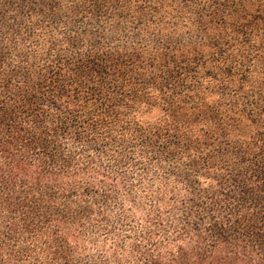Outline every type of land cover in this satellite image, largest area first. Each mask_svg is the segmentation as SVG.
Segmentation results:
<instances>
[{
    "label": "trees",
    "instance_id": "1",
    "mask_svg": "<svg viewBox=\"0 0 264 264\" xmlns=\"http://www.w3.org/2000/svg\"><path fill=\"white\" fill-rule=\"evenodd\" d=\"M0 264H264V0H0Z\"/></svg>",
    "mask_w": 264,
    "mask_h": 264
},
{
    "label": "rangeland",
    "instance_id": "2",
    "mask_svg": "<svg viewBox=\"0 0 264 264\" xmlns=\"http://www.w3.org/2000/svg\"><path fill=\"white\" fill-rule=\"evenodd\" d=\"M125 172L128 177L126 181L117 174V170H114L108 178V184L113 188L109 193V203L105 208V214L109 224L112 225L119 218L124 217L128 223L136 225V222L143 216V212L149 207V194L157 188V185H153L150 175H142L138 180V177H134V171L130 167L126 168ZM88 235L89 237L96 236L92 232ZM101 238L103 239V236Z\"/></svg>",
    "mask_w": 264,
    "mask_h": 264
}]
</instances>
